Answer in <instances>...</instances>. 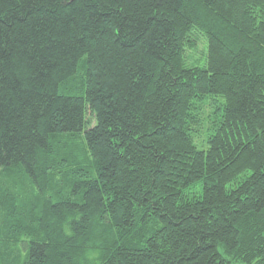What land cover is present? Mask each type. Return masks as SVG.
<instances>
[{"label":"trees","instance_id":"1","mask_svg":"<svg viewBox=\"0 0 264 264\" xmlns=\"http://www.w3.org/2000/svg\"><path fill=\"white\" fill-rule=\"evenodd\" d=\"M0 264H264V0H0Z\"/></svg>","mask_w":264,"mask_h":264},{"label":"rangeland","instance_id":"2","mask_svg":"<svg viewBox=\"0 0 264 264\" xmlns=\"http://www.w3.org/2000/svg\"><path fill=\"white\" fill-rule=\"evenodd\" d=\"M204 54L205 42L201 41L198 44L197 51L190 52L189 59L193 65H196L197 62H195V60L197 61L200 58H203ZM203 64L204 62L201 60L200 65L202 66ZM61 91L68 92L71 95L80 94L78 89L73 88L70 90L62 89ZM218 107L219 105L216 102L213 103V107H211L207 101L200 100L195 103L194 116L197 122L193 124L191 131L193 140L198 146L208 147L207 140L209 138L210 128L214 123L220 122V112L218 111ZM23 180L27 181V178H23Z\"/></svg>","mask_w":264,"mask_h":264}]
</instances>
